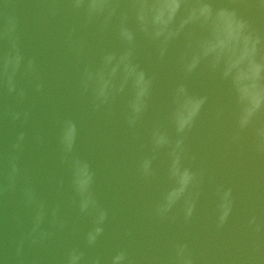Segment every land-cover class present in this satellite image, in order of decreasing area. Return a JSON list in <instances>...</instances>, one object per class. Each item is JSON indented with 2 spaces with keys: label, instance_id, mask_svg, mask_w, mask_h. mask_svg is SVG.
Listing matches in <instances>:
<instances>
[{
  "label": "water",
  "instance_id": "water-1",
  "mask_svg": "<svg viewBox=\"0 0 264 264\" xmlns=\"http://www.w3.org/2000/svg\"><path fill=\"white\" fill-rule=\"evenodd\" d=\"M0 264H264V0H0Z\"/></svg>",
  "mask_w": 264,
  "mask_h": 264
}]
</instances>
